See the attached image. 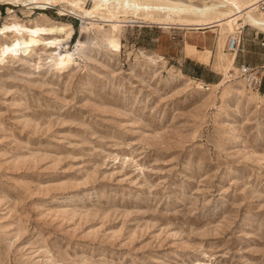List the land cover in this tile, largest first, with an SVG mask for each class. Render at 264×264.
<instances>
[{"label": "rangeland", "instance_id": "1", "mask_svg": "<svg viewBox=\"0 0 264 264\" xmlns=\"http://www.w3.org/2000/svg\"><path fill=\"white\" fill-rule=\"evenodd\" d=\"M237 1L264 18V0ZM63 3L0 0V27L48 18L71 24L69 48L88 41ZM145 16L89 33L85 59L63 69L41 44L0 59V264H264V93L228 64L233 27L161 28ZM238 23L243 37L264 36ZM203 31L218 84L183 75L161 48L208 58L186 41ZM107 32L119 49L104 47ZM250 54L263 75L261 53Z\"/></svg>", "mask_w": 264, "mask_h": 264}, {"label": "bare ground", "instance_id": "2", "mask_svg": "<svg viewBox=\"0 0 264 264\" xmlns=\"http://www.w3.org/2000/svg\"><path fill=\"white\" fill-rule=\"evenodd\" d=\"M24 2L25 5L32 3L39 6L61 5L65 2L81 18L80 31L88 33V41L90 38L89 33L94 34L96 31H104V25L111 26L115 32H120L122 25H125L124 23L128 21L125 19L126 14L138 16L141 11L146 12V16L143 19H148V23L157 24L161 28H171L175 25L178 28L196 29L206 26H221L223 28L226 25L233 27L229 31L230 35L238 36L239 30L235 31V29L238 28V21L241 20L242 24L248 23L264 29V18L253 14L254 10H251L252 8L249 4H242L241 6L237 0H219L216 3H211V5H208L209 1L207 0L201 5H185L177 0H168L166 4L162 5L144 4L140 0H93L91 8H84L81 5L83 3L81 0H24ZM152 12L163 13L165 16L155 17ZM184 12L192 13L197 17L195 19L182 20L180 17ZM211 12L214 13L213 16L208 14ZM176 18L181 22H177ZM49 21L48 18H43L42 20H35L34 23L31 22V25L17 21L4 24L0 27V36L3 35L5 38L8 36L9 38L10 34L13 35L12 39H8L5 43L0 44V59L2 60L8 55H29L33 52L34 47H38L39 44L45 46L48 50L47 57L58 69L67 67L75 60L76 56L80 58L87 56L84 53L85 42L88 43L86 40L76 39L74 46L69 48L68 37H70L73 28L71 24L53 21L49 23ZM115 36V33L107 32L103 34L101 40H104V47L111 48L112 50L119 49V44L115 42L117 41ZM218 39L220 40L221 37H217ZM186 41L188 40L186 39ZM228 51L232 53L228 63L232 66L235 50ZM239 74L241 75L240 72ZM199 86L201 87L202 85Z\"/></svg>", "mask_w": 264, "mask_h": 264}, {"label": "crops", "instance_id": "3", "mask_svg": "<svg viewBox=\"0 0 264 264\" xmlns=\"http://www.w3.org/2000/svg\"><path fill=\"white\" fill-rule=\"evenodd\" d=\"M262 30L264 31V29ZM241 32H242V28L239 29L238 32L241 52H239V50L235 52L234 61H236V63L247 62L251 66H256L258 64L263 63L262 60H258V61L251 60L250 52L253 51L257 53L259 52L261 53L259 57L261 59L264 58V36L262 35L259 37L258 31L254 29L244 32V35L248 33L247 34L248 37H243V32H242V36L240 37ZM199 33L189 34L187 38L188 45L194 44L195 47L200 50L203 47H208L210 49V53L208 55V58L204 57V59L207 60L201 58L202 55L201 53L203 52L198 53L197 55H195L194 53H185L184 49L182 48V43L178 47L173 41L165 42V40L161 39V44H162L161 48L162 51H166V52L170 51L169 55H171V57L174 59L176 67L183 75L185 74L189 77L200 79L204 82L216 84L220 81L219 73L221 75L222 73L219 72L218 70L213 69L210 66L213 55V49L215 48L214 38L209 34V32H206L207 35L204 34V31L201 32V34ZM260 40H263V44H260ZM204 70H208L209 71L207 72L208 74L204 72ZM258 88L262 93H264V74L261 76V80L258 85Z\"/></svg>", "mask_w": 264, "mask_h": 264}, {"label": "built area", "instance_id": "4", "mask_svg": "<svg viewBox=\"0 0 264 264\" xmlns=\"http://www.w3.org/2000/svg\"><path fill=\"white\" fill-rule=\"evenodd\" d=\"M261 43H263L261 41ZM226 48L228 50H241V46L239 43V35L238 36H232L230 35L226 42ZM238 71L241 73L245 83L247 86L251 88H258V85L261 80L262 72H258V70L248 64L247 62H239L237 63Z\"/></svg>", "mask_w": 264, "mask_h": 264}]
</instances>
